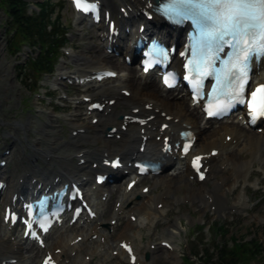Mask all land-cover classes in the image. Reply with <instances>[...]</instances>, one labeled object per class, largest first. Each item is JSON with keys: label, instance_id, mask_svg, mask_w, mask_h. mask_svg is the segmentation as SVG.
I'll use <instances>...</instances> for the list:
<instances>
[{"label": "bare ground", "instance_id": "obj_1", "mask_svg": "<svg viewBox=\"0 0 264 264\" xmlns=\"http://www.w3.org/2000/svg\"><path fill=\"white\" fill-rule=\"evenodd\" d=\"M105 4L107 3V11H114L113 9H108L109 7H113L112 0H103ZM123 4H125V8H131L132 12L130 19H124L121 17L119 21V25H122L125 29H130L129 36L126 37L125 40L119 42L118 51L122 54V57L130 56L132 50L130 48V41L136 35H138L139 25L143 24V20L137 18V22H135V17L140 10H144L147 2L150 0H121ZM121 9V7H120ZM136 24L138 26L136 27ZM157 24H150L149 31H151L154 36L159 35L163 40L174 42V40L179 39V36L170 37L169 32L166 29L160 28L161 32H158L156 29ZM136 30V31H134ZM99 32L101 35L107 33V28L101 24ZM104 47L107 50V42L104 41ZM90 51V50H89ZM87 51V52H89ZM93 52H96L95 50ZM87 55V54H86ZM83 57V56H82ZM111 56H85L83 58L78 59V64L83 62L77 67L80 69H84V74L102 70H109V67L112 63ZM125 64V63H124ZM126 65V64H125ZM127 66V65H126ZM80 70H76L75 74L77 75ZM127 71L131 72L127 74V77L124 75H119L118 82L119 85H123V87L108 88L104 87H95L93 88V99L102 98L106 99L108 97H112L110 100H116V104L110 109L107 107L105 112L107 115H100L101 126L97 130H91L88 126H78L76 121H71L70 125L73 126L72 135L76 134V137H72L71 146L74 147L77 151L75 152L74 159L78 160V163L81 160H86L88 156L90 160L96 162L99 158V164L104 158L122 156L125 160V171H129L130 174L128 176L122 175L117 171L114 174L115 178H117L118 182L121 179H134L135 173L129 169L128 164L132 162L134 158L137 159H150L157 161L161 156L162 150V142L157 143L156 139L160 136V129L158 128L161 124L169 125L170 129L165 133V136H174L175 132H179L184 130V127H190L191 130L195 133L198 138L196 142L194 152L186 159L185 161H180L176 154H172L170 157H165L163 159L165 168H173L174 173L171 176H168L164 179L161 177L153 179V187L154 189L158 187H166V191L163 195L175 196L177 192L181 191L183 188H186V197L184 199H190V202L195 203L196 200H199L201 205L205 207V210L211 211L215 216H220L224 212L223 204H228L227 209L239 212H245L247 207V195L245 192H242L236 199L237 204H231L228 199V195H230L233 190V185L237 184L239 179L241 181L247 183L248 178L250 177L251 171L255 163L260 162V164L264 165V132L262 135L256 134L253 131H248L243 127L242 122H237V120H233L228 123H221L219 128H215L211 122H205L204 117L201 115V112L198 108H194L191 102L188 100L186 102L185 97L181 92H169L173 94H164L165 92L160 83L155 78L143 77L139 71L138 79L141 84H135L136 81L132 76L136 75V69H128ZM63 76H68L67 74ZM62 75H59L60 79ZM261 78H264V63L263 69L261 70ZM124 80V81H123ZM57 82V81H56ZM156 82L158 85H156ZM264 82V81H262ZM127 92L130 98H125L121 95V92ZM174 93H180L175 96ZM182 100V101H181ZM79 100L76 104H80ZM188 104L185 106V104ZM124 105L129 109V113H124L123 116H132V112L134 110H139L142 114V118H149L151 116H155V119L149 123L148 127L140 128L137 125L129 126L127 132H123L121 130V126L123 122L119 126L118 132L120 140L115 138H108L106 134V130L108 127L114 124L112 128H116L114 122L116 119H108L111 115L116 118L117 115L122 114L117 107ZM146 109H151L149 112ZM166 114V117H171L172 120L167 123L161 117H158L156 113ZM88 115V114H87ZM93 117L92 120L98 118L97 114ZM218 127V125H217ZM158 128V130H157ZM210 130V132H208ZM144 131L142 135L141 132ZM82 138H78L79 135ZM103 137V147L98 146L99 142ZM231 137L232 140L228 144L226 142V138ZM146 139L145 144V152L144 154L139 153V148L142 140ZM92 145L95 150H90L88 145ZM52 145V144H51ZM60 145V144H59ZM69 145V144H68ZM64 148L67 144H61ZM51 147V146H50ZM239 147L240 151L236 153L237 148ZM54 148V146H53ZM103 148V150H101ZM55 149V148H54ZM60 149V148H58ZM211 150H218L219 156L216 159H210L208 161V166H210L211 172L208 175L207 180L201 185L196 183V181L192 182V177L194 175L190 171V159L192 155H208ZM39 149H35V156L38 155ZM102 151L101 153H99ZM55 151H49L47 156H51ZM242 153L247 152L252 158L248 161L243 160ZM56 153V152H55ZM55 153L52 158L56 161H63L64 168H59L58 173L61 174L65 180L71 179L72 181L81 182L85 185V189H87V194L94 202L95 209L98 211L99 218L93 222H87L83 225V227L76 228L64 226L61 229L57 230V232L49 239L47 242V249L45 251L41 249L37 250V255H44L47 251L54 253L55 250H61V254L56 258L62 261V264H91V262L86 261V257H90V259H94L95 257H100L103 255V258L99 259L96 263L92 264H116L118 260H126V255L120 250L111 249V256L105 252V247L109 246L110 239L112 237L108 226L105 225L104 218L105 214L109 211V204L112 199V195L110 198L106 200L105 203L102 201V197L108 192L104 189H94V185H92V177L95 174L102 171V168L99 167L100 170H90L87 168L77 166H72V160L70 157H56ZM82 155V159L79 157ZM77 156V157H76ZM35 157H33L34 159ZM49 159V157H47ZM51 158V161H52ZM176 159V160H174ZM36 161V160H35ZM50 161V162H51ZM29 170L26 172H32L34 167H31L33 163L28 161ZM54 162V163H55ZM62 163V162H61ZM88 163V162H87ZM52 165L48 163V166ZM55 165V164H53ZM93 165V164H92ZM218 165V167H216ZM34 166V165H33ZM55 167V166H54ZM53 167V168H54ZM49 168V167H48ZM47 168V169H48ZM264 170V166L262 167ZM52 169L51 171H53ZM58 170V169H57ZM104 171V170H103ZM226 172L227 174H224ZM1 173V171H0ZM232 176V183H228V179L226 177ZM4 177V175L1 174ZM220 177L221 179L217 178ZM40 178L43 181H47L46 178H50V174L45 173V171L40 173ZM52 178V177H51ZM22 180L24 177H21ZM85 179V180H84ZM11 180V184H13V179ZM193 183L196 185H200L199 190L197 191ZM52 185V184H48ZM211 186V187H210ZM21 186L16 184L11 187V191L8 194H4L0 196V201L5 205H8L11 202L14 193L20 191ZM123 186H120L116 193V204L120 203L121 206L119 210L114 209L111 210L112 220H122L124 216H129V221L126 224V229L123 230V233H117V229H113V234H117V248L119 249V244L122 242H131L134 245L136 254L138 255V264H155L156 257L155 255L162 250L160 247H156L154 252L145 251L142 245V229L139 225L142 219H145L149 222L151 218V211H154V214L158 215L160 218L164 216L165 209L170 207V205L163 200L162 197H148L144 202L137 203L135 202L137 193L132 191L131 193H127ZM144 200V199H143ZM145 203V204H144ZM164 204L162 211H157L153 209L154 204ZM127 207H130V210L127 211ZM132 216H137L138 220L136 223H132L130 218ZM258 224H264L261 219L257 218L256 221ZM150 223V222H149ZM181 232V225L178 222L174 224H169L168 229L163 232L162 238H164L163 242H173L177 235ZM18 230H8L6 226H4L3 232L0 233V263L5 260H13L18 259V264H27L29 252L32 250L33 246L24 243L22 240L17 238ZM83 237V241L75 246L71 247V243L77 238ZM97 238V241H94V238ZM140 237L139 245L134 240ZM104 240V242H102ZM97 243V247L94 244ZM153 244H150L151 247ZM119 251V256L114 257L113 252ZM84 253L86 255L84 256ZM175 251L167 255V260L172 261L173 263L180 264L181 260L178 256H175ZM36 255V256H37ZM145 255H149V260H145ZM26 257V258H25ZM38 261V260H37ZM33 262V261H32ZM31 264H41L40 262H33Z\"/></svg>", "mask_w": 264, "mask_h": 264}, {"label": "rangeland", "instance_id": "obj_2", "mask_svg": "<svg viewBox=\"0 0 264 264\" xmlns=\"http://www.w3.org/2000/svg\"><path fill=\"white\" fill-rule=\"evenodd\" d=\"M120 1L121 0H113L115 5H120ZM55 3L58 4L56 8L57 15L61 17V21L65 27L70 29V46L64 51V53L69 54L70 57L64 55L57 71L60 69L62 71L61 74H73L76 70H80L79 72L87 71L77 67L80 64H83V62H80L79 64L77 62L78 59L83 58L84 55L88 57L104 55L101 51L102 48L100 47V42L97 39L99 33L95 28H90L88 23H84L79 27H74V24L77 23V18L74 16L66 0H55ZM7 21L8 19L5 15L4 9L0 8V156L3 154L4 148L11 147L13 149V154L9 159L10 173L8 176L16 180L17 177H20L23 174L22 167H24V173L30 171L28 166L30 163L28 162V164H25L27 167H25L23 163L26 162V159H31V157L35 156V149H39V151H37L38 154L40 151H43V153L47 152L45 156L52 158L53 155L47 156L49 154L48 151L55 148L57 149L55 153L56 157H70L73 163L72 166H75L77 165V160L74 159V156L77 150L71 146L73 130V126L70 125L71 121H76L78 126H88L92 131L97 130L99 126H101V122H99L96 127L93 126L91 118L85 117L86 105L81 106L76 104L88 89L69 86L67 82L62 84L64 86H56L55 81L58 75H60V71L58 73L56 71L54 77L46 78L44 80L41 79V81L28 75L27 72L25 73V76H20L22 70L19 71L14 68L17 61L10 56L6 47L5 27ZM94 50L96 52H93ZM23 61L24 60H21L19 63L21 64ZM111 63L110 66L115 72L128 70L127 66L123 63V60L114 59ZM121 64H124V66ZM134 69H136V67H134ZM128 72L129 71H127V74ZM26 75L28 77L27 81ZM129 75L136 80L133 81L135 84H138V86L141 84L138 79V72L135 76H132V74ZM156 85H158L157 82ZM105 86L108 88L117 87L118 89L119 87H123V85H119L118 81L110 82ZM100 87H104V84ZM118 89L116 91H118ZM91 92H93V90H91L90 93ZM174 94L177 96L180 93ZM187 105L188 104L186 103L185 106ZM113 116L114 115H111V117L109 116L108 119H116V122L114 123L119 124V116L116 118ZM16 124L28 126L25 131H22L14 126ZM215 127H217V125ZM218 127H220V125H218ZM84 135L85 134H82V136L79 135L78 138H82ZM103 137L104 135H102V140L99 142L98 146L103 147ZM61 144H67V146L63 148ZM88 146L90 150H95L92 145L89 144ZM101 150H103V148ZM238 151H240L239 147L237 148L236 153ZM101 152L102 151L99 153ZM241 154L245 161L252 158L247 152H241ZM24 158L26 159L20 162V160ZM36 158L37 162L35 161L30 166L34 167L33 165H35L37 168L43 169L46 172H48L51 167L55 166L54 171L56 173V171H58L57 169L61 167L64 168L65 166H62L63 161L55 162L54 158H52L53 161H51L52 165H45L44 154L43 158L40 155H37ZM84 158L87 160L90 159L88 156H84ZM51 162L49 160L50 164ZM20 163L22 167L20 166ZM263 166L264 165L260 164V162L255 163L251 171L252 174L248 178L249 182L245 183L242 181L243 184L241 179H239L237 184H235V186L233 185V190L230 195H228L230 205L237 204L238 200L236 198L242 192H245L248 197L246 211L239 212L228 210V204H223L222 207L224 208V212L220 216H215L209 210L206 211L205 207L201 205L199 200H196L195 203L191 202L190 204H184L183 201L185 200L190 202V199H183L184 195L185 197L187 196L186 188L177 192L175 196H168L163 195L166 191V187H158L154 189V180H145L144 184L140 187H136L134 192L140 193L142 186H152L149 196H159L162 197L163 200L167 199V203L172 207H170L168 211L166 210L169 207L165 209L162 218L154 214V211H151L152 216L149 219L150 223H152V219H164L165 216L166 218L165 221L155 224L157 225V228L154 225L152 231L149 229H142V244L145 248H147L150 243L160 245V242L163 239V232L168 229L169 222L170 224L178 222L181 225V232L173 242L176 244L175 256L180 258V264H199L200 262L202 264H221L222 257L232 250H234L235 256L233 255V261H229V264H264V249L260 246L264 240V224L260 225L256 222L258 218L264 223ZM216 167H218V165H216ZM86 168L90 169V166L87 165ZM171 172H174V170ZM224 174L227 173L224 172ZM33 176L35 177L37 174L33 173ZM167 176L168 174L161 177V179H164ZM229 183L231 184L232 182ZM249 183L253 186L250 185L248 187ZM195 185L196 184L193 183L194 188L198 191L200 187ZM120 186L125 187V183H119L113 186L112 191L109 192L113 195L109 204V211L107 212V215L105 214V223H109L111 219V210L113 209V205L116 201V193ZM257 189L258 191H256ZM143 199L145 198L142 197L140 202ZM1 205L0 231H3L1 223L3 206ZM142 222H147V226H149L147 220L142 219L140 224ZM127 223L128 218L122 220L118 228V233H123V230L126 229ZM115 236L118 239L117 234H115ZM115 236L111 237L109 246L105 247L107 255L109 250H111L110 243H112V239L115 240L114 243L117 242ZM139 240L140 237L136 238L134 240L135 244L139 243ZM94 246L97 247V243H95ZM33 249L34 246L32 248V255L28 256L30 260L28 264H31L34 261L39 262L41 258V256H35L36 252H34ZM170 253H159L158 257L156 254L155 264H159L160 260L162 264H175L172 261L166 260V256ZM95 258L101 259L103 258V255ZM98 259H95V262ZM122 260L123 259L118 260L117 263L120 262L119 264H127L121 262Z\"/></svg>", "mask_w": 264, "mask_h": 264}, {"label": "trees", "instance_id": "obj_3", "mask_svg": "<svg viewBox=\"0 0 264 264\" xmlns=\"http://www.w3.org/2000/svg\"><path fill=\"white\" fill-rule=\"evenodd\" d=\"M33 1L37 0H0V8L5 10L9 19L8 30L17 32L15 41L10 42V48H19L24 43L41 46L42 56L33 67H39L40 70L35 71L43 73V76L52 75L61 50L67 47L64 25L59 16L55 17L57 6L54 0H38L42 1L41 4H35L39 12L31 13ZM260 246L264 249V241ZM233 255L234 250L225 254L221 264H229V261H233Z\"/></svg>", "mask_w": 264, "mask_h": 264}, {"label": "snow or ice", "instance_id": "obj_4", "mask_svg": "<svg viewBox=\"0 0 264 264\" xmlns=\"http://www.w3.org/2000/svg\"><path fill=\"white\" fill-rule=\"evenodd\" d=\"M80 3L81 0H76L78 7ZM166 10L181 17L186 13H199L197 22L211 25L205 33L209 40L226 43V37L252 35L260 30L261 25L256 21L264 16V0H170ZM261 34L264 37V33ZM261 89L264 85L252 92V97L256 98ZM261 98L264 99V92H261ZM249 110L251 112V105ZM261 115H264V105Z\"/></svg>", "mask_w": 264, "mask_h": 264}, {"label": "clouds", "instance_id": "obj_5", "mask_svg": "<svg viewBox=\"0 0 264 264\" xmlns=\"http://www.w3.org/2000/svg\"><path fill=\"white\" fill-rule=\"evenodd\" d=\"M256 23L261 25V28L259 30V33H264V16H261Z\"/></svg>", "mask_w": 264, "mask_h": 264}]
</instances>
